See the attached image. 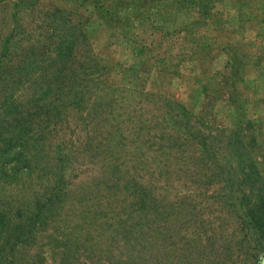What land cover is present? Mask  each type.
<instances>
[{
    "label": "rangeland",
    "instance_id": "374dc122",
    "mask_svg": "<svg viewBox=\"0 0 264 264\" xmlns=\"http://www.w3.org/2000/svg\"><path fill=\"white\" fill-rule=\"evenodd\" d=\"M64 38L74 70L57 75L61 60L51 68L50 58ZM55 79L94 80L85 94L90 103L119 101L101 110H141L151 127L180 107L218 142L238 131L264 179V0H0V172L12 159L1 153L8 134L29 126L32 134L22 135L33 138L20 152L34 163L26 170L22 159L13 183L0 179V201L35 203L47 180L63 175L66 184L57 216L12 264H62L66 256L71 264H104L126 253L127 241L157 237L151 264H264V240L227 204L240 193L222 173H184V153L177 154L184 148H167L179 144L177 132L168 130V142L151 140V148L150 141L145 150L122 144L109 155L105 135L93 140L100 124L88 110L68 108L44 129L46 111L37 107L53 99L37 100ZM163 218L174 235L155 233Z\"/></svg>",
    "mask_w": 264,
    "mask_h": 264
},
{
    "label": "trees",
    "instance_id": "16d2710c",
    "mask_svg": "<svg viewBox=\"0 0 264 264\" xmlns=\"http://www.w3.org/2000/svg\"><path fill=\"white\" fill-rule=\"evenodd\" d=\"M13 39L14 36L12 34L5 38L2 47L3 58H6L9 53L10 44L13 43ZM68 40V38H64L60 44L57 42L55 50H53L55 56L52 55L50 58L49 66L51 68L56 66L57 60H61L60 65L56 66L57 75H64L67 71L74 70L72 64L69 65L70 60L73 58V49L70 43L65 45V42ZM93 82L94 80L89 79L87 82L75 81V85H70L68 82L55 79V82L42 88L41 97L37 101H42L46 98L49 100L52 97L53 103L47 102L37 107L38 112L44 109L46 111L41 113L44 119L40 120V125L44 129H47L53 122L62 120L68 108L77 109L79 112L88 110L87 112L92 117L91 121L100 124L93 132V140H97L100 134L105 135L106 140H108L106 150L111 151L108 152L109 155L113 151L115 152L122 144L126 147V151L132 144H140V147L145 150L148 148V142L150 141L151 148L153 146L151 140L168 142L171 136L168 135V130L177 132L178 138L176 141H179L178 146L172 144L167 148L168 150H175V147L177 149L184 148V151L177 153L178 155L184 153V159H182L184 160V173L197 174L202 172L211 177L222 173L223 177L227 179L228 184H230V186L227 184L228 188L231 190L235 189L234 191L241 195L238 199L228 196L227 204L231 209L237 207L240 212H237L238 218L244 226H247L248 229L253 228L257 230L258 238L264 240V179L252 158L243 148L244 143L238 131L232 132L231 135H226L225 139L218 142L219 135H208L202 132L198 124L193 123V116L189 114L187 109L180 107H172L167 114L156 117L158 121L154 127H151L146 122L148 120L144 118V113L141 110L129 111L127 108H124L122 113H114L112 109L108 113V110L103 111L101 108L104 106L111 108L120 103L119 101L114 102L105 98L101 99L100 103L95 101L94 103H90V99H86L85 94L86 89H91ZM54 84L56 85L54 86ZM68 88H72L71 93ZM116 91L117 89H110V93L114 95ZM88 101L89 103H87ZM10 103L8 111L13 117L19 115V106L14 101L11 106ZM143 103V100H141L140 105H143ZM43 121L44 123H42ZM128 122L131 124L130 130L125 131ZM30 128L29 126L28 130L22 128L19 131L17 130L14 133L8 134L7 140H5L7 144L5 145L6 149H3L1 153L7 157L12 156V159L6 165L5 170L0 172L1 180L13 183L11 181L19 175L22 162H25L26 170L33 169L34 163H31L30 159L25 161V153L20 152L24 144L30 143L31 138H33L32 136L25 138L22 135L32 134V131H29ZM102 128H105L107 131L101 130ZM222 141L225 142L222 143ZM156 146L157 144L154 142V147L157 151L163 149V146ZM222 150L225 152V163L220 161ZM202 161L206 164H202ZM60 162L63 163V160ZM162 173L167 174L166 169ZM65 185V177L61 175L57 176L56 179L47 180L44 195H38L33 201L35 203L22 201V203L18 204V202H15L11 207L7 202L0 201V264H12L16 260V254L20 250L24 251L30 247L32 242L37 238V234L45 230V226L48 224L50 218L57 216L54 214V211H57L66 198ZM159 221L160 223L156 224L155 228L156 234L162 235L166 229L168 234L174 235L165 226L171 222L170 218H163ZM125 229L119 228L118 232H123ZM178 234L181 235V233ZM144 241V243H132L131 245L127 241L125 243L126 253L122 252L119 256L115 254V256H111L108 259L105 258L104 261L106 263L104 264H151L152 258L156 255L154 251L159 247L158 242L161 241V237H157L152 243H149V240L146 238ZM62 246L65 247L66 243L64 242ZM169 250L173 251L174 249L171 247ZM62 264H71L68 256L63 259Z\"/></svg>",
    "mask_w": 264,
    "mask_h": 264
}]
</instances>
